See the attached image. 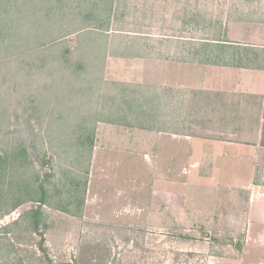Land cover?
I'll return each mask as SVG.
<instances>
[{
    "label": "rangeland",
    "instance_id": "rangeland-1",
    "mask_svg": "<svg viewBox=\"0 0 264 264\" xmlns=\"http://www.w3.org/2000/svg\"><path fill=\"white\" fill-rule=\"evenodd\" d=\"M148 1L128 0L130 11L127 10L123 28L128 32L143 30L144 37L134 34L140 39L148 38L157 42L151 43L154 47L162 44L159 42L166 40L165 36H185L191 40L216 39L215 31L219 22L228 23L227 18L264 20V0H246L251 3H243L244 0H188L185 11L184 2L177 5L172 1L150 0L151 4L159 2L161 5L149 10ZM121 11H124L123 6H120L118 13ZM180 16L182 22H179ZM185 16L188 20L187 32L180 34L179 31H183L185 27ZM194 20L197 24H194ZM119 27L121 25L117 24L110 27L109 34L111 38L114 36L116 39L113 41L115 46L120 45V38H115ZM67 40L70 47L75 48L77 34ZM115 49L117 50L116 47ZM150 53L153 56L157 54L155 49H150ZM116 59L112 54L107 56V85L112 82L135 81L137 78H133V67L123 61L116 64ZM9 69H15V64ZM12 74L7 71L2 74L0 97L4 100L0 104L10 112H13L10 108L14 105L13 107L18 109L19 118L13 117L10 124L7 116L4 126H1L2 118L0 119V127L3 130H0V148L7 149L16 139H25L29 147L34 143L37 151L42 142H51L52 148L48 149L47 156L33 157L37 169L44 173L50 169L56 174L53 182L60 190L64 189L61 199L65 201L69 194L68 184H72L73 179L85 181L77 177L75 168L88 165L87 155L84 154L87 158L84 157L80 161L77 156L73 157L75 148L71 147L81 144L80 136L85 139V135L90 134L93 127L97 129L93 133L95 145L89 165L82 214L74 215L79 212L75 207L73 213L69 214L45 206L49 228L43 231L42 236L19 234L16 230L3 233L2 229L10 224H13L11 228L15 229V221L31 210L33 204L23 205L0 221V264H264V246H261L264 240L260 234H255L262 228L261 225H264V191L261 192L263 197H260V191L255 193L256 199L249 209L246 205L249 190L243 187L250 184L253 177L244 164H235L230 167L233 169H219L215 172V156H187L186 162L185 156H148L149 147L146 140L142 141V137L140 156H107L103 154V150L115 148L116 142L111 141L115 137L114 132L108 134L110 139L107 141L106 127L98 132L101 124L95 119L86 123L90 128L85 135L81 130H77L80 119L72 124L63 125L56 122L49 126L44 114L38 111L42 105L36 103L37 109L33 108L24 97L28 93L25 85L22 92L14 94L13 98L10 96L14 90ZM21 78L22 85L26 80H33L31 77ZM59 84V80L42 75V80L39 76L36 89H42V86L45 88V85L51 89L52 85L54 88V85ZM107 85L100 94H111L112 90L109 91L110 86ZM147 85L144 83V86ZM9 86L12 89L8 90ZM79 86L80 82L77 88ZM68 87L64 89L65 92L69 90ZM115 90L119 91V88ZM69 94L67 96L74 102L69 103L68 107L78 106L81 108L79 111L87 116H92L99 109L96 104L97 94L91 102L86 100L90 94L83 96L77 89L72 95ZM53 97L57 99L58 93H54ZM8 99L12 100L10 106ZM105 99L103 96L101 105ZM115 106L109 110L106 107L103 113L108 115L114 112ZM97 114L100 119V111ZM116 115L122 117V112ZM209 115L203 113L196 116L188 110L187 120L189 123L204 121ZM27 121H30L31 125L27 124ZM98 134L102 137L99 138ZM60 144H66L67 148L61 150ZM32 149L30 147L31 151ZM215 178L216 182L220 181L216 186ZM53 196L54 203L59 198L57 194ZM247 213L251 214L253 223Z\"/></svg>",
    "mask_w": 264,
    "mask_h": 264
},
{
    "label": "trees",
    "instance_id": "trees-1",
    "mask_svg": "<svg viewBox=\"0 0 264 264\" xmlns=\"http://www.w3.org/2000/svg\"><path fill=\"white\" fill-rule=\"evenodd\" d=\"M127 4L128 0H0V87H2V74H5V71L13 73V92L15 93L11 92L10 96L13 98L14 94L22 92L25 85L28 93L24 97L33 108H36V103L42 105L38 111L44 114L49 126L56 122L63 125L72 124L79 119L86 124L91 119H95V121L124 124L142 130H169L164 125L163 91L133 83L112 82L107 85L109 83L105 78V68L109 54L117 58L153 56L152 53L149 54V49L137 48V44L134 43L138 39L144 41L150 39H140L134 34L135 32L124 30L123 23L129 9ZM120 6L124 7V11L118 13ZM114 24L121 25L115 34V38H120L119 46H115L113 41L116 39L114 36L111 38L109 34L110 27ZM74 34H77V45L72 49L67 39ZM200 41L203 42H200L198 47L191 48L189 55L196 54L202 57V63L215 65V39ZM188 42L190 44L192 40L189 39ZM233 48L235 51L229 52L233 56L232 63L227 65L257 68L254 60L260 58L259 53H247V49L241 46H233ZM13 64H15V69L11 71L9 68ZM42 75L46 78L57 79L60 84L54 85V88L52 85V90L47 85L45 88L42 86V89H36L39 85V76L42 80ZM21 76L26 79L31 77L33 80L31 82L26 80L22 85ZM36 79H38L37 82ZM78 82H80L79 88H77ZM106 85L110 86L108 90H112L111 94H100ZM67 86L69 90L65 92L64 89ZM118 88L117 92L115 89ZM10 89L12 88L9 86L8 90ZM76 89L83 96L90 94L89 98L86 97V100L90 102L92 99L94 101L95 94H97L96 104L99 109L92 116H87L83 112H75V107L78 106H67L74 102L67 94L71 92L69 95H72ZM54 93H58L57 99L53 97ZM103 96L106 101L101 105L100 101ZM3 100L0 97V102ZM20 102L21 100L18 104ZM7 103L10 106L12 100L8 99ZM114 105H116L114 112L108 115L103 113L106 107L109 110ZM13 106L10 108L13 112H10L2 108L0 104L1 126H4L7 116L10 124L13 117L19 118L18 109ZM56 108L59 110L57 111ZM99 111L102 116L100 119L97 118ZM119 112H122V117L116 115ZM123 121L126 122L123 123ZM27 122L31 125L30 121ZM83 123L78 125L77 130H81L85 135L89 128L84 127ZM0 130L3 131L1 127ZM92 131L85 135V139L79 137L81 144L71 147L75 148L74 158L77 156V159L82 161L86 157L84 154L87 155L88 165L75 168L78 173L77 177L85 181L73 179L72 184H68L69 194L66 201L61 199L64 189L60 190L53 182L56 174L50 169L45 173L37 169L34 161L33 156L48 155L51 142L49 145L43 140L44 142L37 151H35L37 147L34 143L30 145L31 149L33 148L31 151L25 139H16L13 144H9L7 149L0 148V221L23 205L33 204L31 210L15 221L14 225L17 229H12L13 224H10L2 229L3 233L16 230L19 234H40L42 236L43 231L49 228L47 214L44 211L45 206L60 209L69 214L73 213L75 207L79 212L74 215L82 214L89 165L95 145L94 127ZM16 133L18 134L19 130ZM60 145L61 150L67 148L66 144ZM51 189H53V194H51ZM55 194L59 199L53 203L52 199ZM41 249L44 251L43 244H41Z\"/></svg>",
    "mask_w": 264,
    "mask_h": 264
},
{
    "label": "crops",
    "instance_id": "crops-1",
    "mask_svg": "<svg viewBox=\"0 0 264 264\" xmlns=\"http://www.w3.org/2000/svg\"><path fill=\"white\" fill-rule=\"evenodd\" d=\"M164 1L177 5L184 2L185 11L188 0ZM148 2L149 10L161 5L159 2ZM178 18L182 22L181 16ZM227 19L228 23L219 22L215 31V65L202 63V57L196 54L189 55V50L203 41L192 39L189 44L185 36H165L166 40L160 41L162 44L155 46L157 48L151 45L157 43L153 40L134 42L137 48L155 49L157 54L151 57H116V64L123 61L133 67V78L137 79L131 83L143 86L147 83L163 91L166 103L164 125L169 130H142L98 121L101 124L98 132L106 127L107 141L110 139L108 134H115L114 141L111 140L112 143L116 142L115 148L103 150L107 156H140L142 137L149 147L148 156H185L184 162L187 156H215V172L233 169L230 167L235 164H244L253 177L250 184L243 187L249 190L246 205L250 209L257 196L255 193L260 191L259 195L263 197L261 192L264 191V20H246L243 17ZM183 23L185 27L179 31L180 34L187 32L186 16ZM194 24H197L196 20ZM142 31L137 29L135 34L142 36ZM233 46L245 47L247 53H259L260 58L254 60L257 68L227 65L232 63L233 56L229 52L235 51ZM75 108V112H80L81 108ZM188 110L196 116L203 113L210 115L204 121L189 123ZM83 125L88 127L85 123ZM98 137L102 135L98 134ZM219 182L215 178V186ZM247 215L253 223L251 214ZM261 226L255 234H260L264 240V225Z\"/></svg>",
    "mask_w": 264,
    "mask_h": 264
}]
</instances>
